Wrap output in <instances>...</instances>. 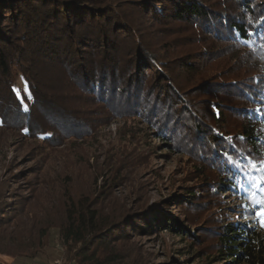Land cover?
<instances>
[{
    "label": "trees",
    "instance_id": "16d2710c",
    "mask_svg": "<svg viewBox=\"0 0 264 264\" xmlns=\"http://www.w3.org/2000/svg\"><path fill=\"white\" fill-rule=\"evenodd\" d=\"M153 2L161 4V12L147 0H0V127L36 133L54 145L58 132L80 127L72 117L76 111L98 114L90 105L105 108L111 119L142 117L159 131V139L172 141L173 151L193 156L200 170L216 174L211 187L217 203L227 193L239 200L243 214H251L243 215L244 224L236 220L215 229V258L224 264H264L258 219L264 210L258 203L264 197V0ZM140 15L190 28L191 41L209 39L243 52L248 67L232 68L231 78L215 81L228 101H213L209 110L187 102ZM183 67L189 69L187 61ZM16 76L30 92L26 104L16 91ZM72 100L85 106L74 112L67 107ZM46 118L52 124L45 130ZM205 171L201 176L210 179ZM152 207L105 220L94 205H71L59 227L63 245L74 246V264H143L120 248L129 231L141 223L149 233L179 228L161 213L145 215ZM8 216L0 210V254L36 258L51 226L42 227L27 209L15 208ZM29 223L36 234L25 237L22 227Z\"/></svg>",
    "mask_w": 264,
    "mask_h": 264
},
{
    "label": "rangeland",
    "instance_id": "374dc122",
    "mask_svg": "<svg viewBox=\"0 0 264 264\" xmlns=\"http://www.w3.org/2000/svg\"><path fill=\"white\" fill-rule=\"evenodd\" d=\"M153 1L147 3L161 12V4ZM140 22L172 77L185 91L187 102L209 110L213 101H228L225 94L217 92L215 81L231 78L232 68L248 67L243 52L209 39L191 41L186 37L192 30L176 22L164 24L145 16ZM185 61L188 70L183 67ZM18 77L16 91L26 104L30 92ZM82 106V101L67 103L74 112ZM90 107L98 114L79 115L81 111H76L72 117L80 127L58 132L54 145L36 133L25 136L20 129L0 127V210L10 217L15 208L27 209L42 227L51 226L36 258L0 254L9 261L1 264H74V246L63 245L59 227L66 208L77 207L80 202L96 206L105 220L153 205L145 215L161 213L164 220L178 225L175 230L149 233L139 223V230L129 231L130 238L120 248L143 264H224L215 258V229L236 220L244 224L247 220L243 215L251 214H243L239 200L227 193L217 203L218 195L211 187L216 174L206 168L200 170L193 156L173 151L168 146L172 141L159 139L152 123L142 117L111 119L105 108ZM222 110L236 121L230 111ZM46 120L45 130L52 124ZM82 121L89 126L81 127ZM80 131L84 135L76 137ZM204 171L210 179L201 176ZM33 227V223L22 227L25 237L36 234Z\"/></svg>",
    "mask_w": 264,
    "mask_h": 264
},
{
    "label": "snow or ice",
    "instance_id": "6c2138e0",
    "mask_svg": "<svg viewBox=\"0 0 264 264\" xmlns=\"http://www.w3.org/2000/svg\"><path fill=\"white\" fill-rule=\"evenodd\" d=\"M236 163H238V162H236ZM251 167H252V168H255L256 165H255V164H251ZM262 191H264V189H262ZM258 203L261 205L262 209H264V197H262V198L258 201ZM258 219H259V221H260V226H261L262 228H264V210H262V211H260V212L258 213Z\"/></svg>",
    "mask_w": 264,
    "mask_h": 264
},
{
    "label": "crops",
    "instance_id": "0c3cea01",
    "mask_svg": "<svg viewBox=\"0 0 264 264\" xmlns=\"http://www.w3.org/2000/svg\"><path fill=\"white\" fill-rule=\"evenodd\" d=\"M3 262H9L7 257L6 258L0 257V263H3Z\"/></svg>",
    "mask_w": 264,
    "mask_h": 264
},
{
    "label": "built area",
    "instance_id": "2783aa9c",
    "mask_svg": "<svg viewBox=\"0 0 264 264\" xmlns=\"http://www.w3.org/2000/svg\"><path fill=\"white\" fill-rule=\"evenodd\" d=\"M1 264V263H0ZM22 264H29V263H22Z\"/></svg>",
    "mask_w": 264,
    "mask_h": 264
}]
</instances>
